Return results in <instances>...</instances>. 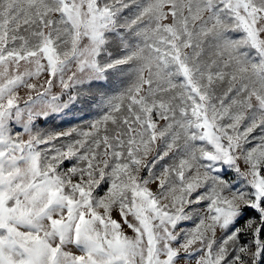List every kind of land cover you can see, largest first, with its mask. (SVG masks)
Instances as JSON below:
<instances>
[{
	"label": "snow or ice",
	"instance_id": "1",
	"mask_svg": "<svg viewBox=\"0 0 264 264\" xmlns=\"http://www.w3.org/2000/svg\"><path fill=\"white\" fill-rule=\"evenodd\" d=\"M182 253L264 264V0H0V264Z\"/></svg>",
	"mask_w": 264,
	"mask_h": 264
},
{
	"label": "rangeland",
	"instance_id": "2",
	"mask_svg": "<svg viewBox=\"0 0 264 264\" xmlns=\"http://www.w3.org/2000/svg\"><path fill=\"white\" fill-rule=\"evenodd\" d=\"M41 79H43V77ZM52 91L54 94H59L61 91L59 88V85L57 84L55 87H53ZM20 94L23 96L25 94V90L22 89ZM100 114H101L100 110L95 106V104L78 102L74 105H69V108L66 109L64 112L50 117L47 121L38 120L36 122V127L43 131H66L71 128L86 130L88 128V125L92 121L97 119ZM253 143H256V141H253ZM247 146L251 147L252 145L249 144ZM71 163L72 162L70 161H65V163L62 165V168L66 169L70 167ZM169 163H171L170 160H169ZM162 164H164V161H161L159 164H157L156 169H155L157 173L161 171ZM229 175L233 178V180L235 179V173H230ZM104 187L105 186L102 185L101 190H98L100 191L101 195L103 194ZM192 207L201 209V211L194 213L193 218L191 220L181 222L180 225L178 226V230L183 229V231L185 232L190 230L191 228L195 226V224L198 222V218L203 214L202 212L203 204L193 205ZM254 215L255 214L253 212L249 211L245 218L252 217ZM113 216L114 218L118 220L120 219L118 215V211H114ZM242 223L243 221H241V224ZM125 230L128 235H132L131 229H125ZM222 236H223V233L220 230H217V239H220ZM243 239L246 240L247 238L244 237ZM198 255L199 254L197 253L196 255L192 257H186V254L182 253V256H185L186 258L181 259L179 264H196Z\"/></svg>",
	"mask_w": 264,
	"mask_h": 264
},
{
	"label": "trees",
	"instance_id": "3",
	"mask_svg": "<svg viewBox=\"0 0 264 264\" xmlns=\"http://www.w3.org/2000/svg\"><path fill=\"white\" fill-rule=\"evenodd\" d=\"M63 98H64V99H67V96H64Z\"/></svg>",
	"mask_w": 264,
	"mask_h": 264
}]
</instances>
